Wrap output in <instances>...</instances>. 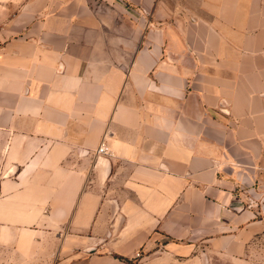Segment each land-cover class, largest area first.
<instances>
[{
    "label": "crops",
    "instance_id": "obj_1",
    "mask_svg": "<svg viewBox=\"0 0 264 264\" xmlns=\"http://www.w3.org/2000/svg\"><path fill=\"white\" fill-rule=\"evenodd\" d=\"M169 3L1 0L0 264L245 258L264 222V0L187 23Z\"/></svg>",
    "mask_w": 264,
    "mask_h": 264
},
{
    "label": "rangeland",
    "instance_id": "obj_2",
    "mask_svg": "<svg viewBox=\"0 0 264 264\" xmlns=\"http://www.w3.org/2000/svg\"><path fill=\"white\" fill-rule=\"evenodd\" d=\"M216 1L217 0H170L168 10L172 11L173 14L176 13L180 15L177 16L179 17L180 23H187L191 14L203 18L212 17L210 16V12L212 11L213 14L215 10V6L213 5ZM259 216L264 218V214H260ZM233 264H264V222L262 227L258 229V232L250 241L245 258L242 262Z\"/></svg>",
    "mask_w": 264,
    "mask_h": 264
},
{
    "label": "built area",
    "instance_id": "obj_3",
    "mask_svg": "<svg viewBox=\"0 0 264 264\" xmlns=\"http://www.w3.org/2000/svg\"><path fill=\"white\" fill-rule=\"evenodd\" d=\"M98 153H104V154L107 153V147H106L105 145H102V146L99 148ZM136 256L139 257L140 254L137 253Z\"/></svg>",
    "mask_w": 264,
    "mask_h": 264
}]
</instances>
